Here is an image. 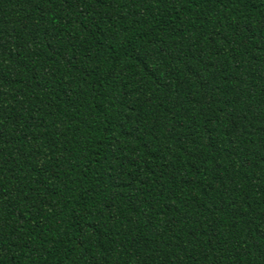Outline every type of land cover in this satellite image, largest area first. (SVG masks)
Listing matches in <instances>:
<instances>
[{
  "label": "trees",
  "instance_id": "16d2710c",
  "mask_svg": "<svg viewBox=\"0 0 264 264\" xmlns=\"http://www.w3.org/2000/svg\"><path fill=\"white\" fill-rule=\"evenodd\" d=\"M0 264H264V0H0Z\"/></svg>",
  "mask_w": 264,
  "mask_h": 264
}]
</instances>
